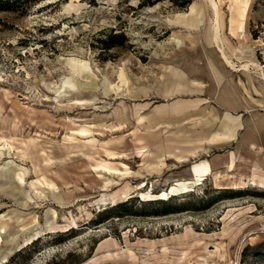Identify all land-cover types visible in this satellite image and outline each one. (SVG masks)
<instances>
[{
    "label": "rangeland",
    "instance_id": "obj_1",
    "mask_svg": "<svg viewBox=\"0 0 264 264\" xmlns=\"http://www.w3.org/2000/svg\"><path fill=\"white\" fill-rule=\"evenodd\" d=\"M217 1L232 70L205 42L208 0H0V264H83L102 242L135 264H264V0L234 26ZM191 4L197 28L168 23ZM197 155L201 184L140 199Z\"/></svg>",
    "mask_w": 264,
    "mask_h": 264
},
{
    "label": "bare ground",
    "instance_id": "obj_2",
    "mask_svg": "<svg viewBox=\"0 0 264 264\" xmlns=\"http://www.w3.org/2000/svg\"><path fill=\"white\" fill-rule=\"evenodd\" d=\"M230 2V23L232 26L236 25V12H240L242 15L245 13L247 0H228ZM210 9L212 11L213 18L208 24V27L206 28V31H204V39L205 42L211 46L215 47L216 50L220 54V59L223 61V67H230V69H234L236 67L235 62L232 60L231 56L227 54L226 50H229V46H227V41L225 39V36L221 33V14L219 10V4L217 0H208ZM204 8L202 6H198L196 4H191L187 11L180 12L175 14V19L168 20L169 24H180L187 28H197L199 24H201L202 16H203ZM234 29V28H233ZM233 32V31H232ZM231 53L233 52L230 50ZM251 63H245L242 64L241 69L248 70ZM79 70V68H78ZM175 76H178L177 78L180 79L179 74H175ZM264 79V75H262ZM63 84H70L69 80H64ZM227 131L225 132V137L220 136L219 134L214 133L212 140H227L230 141L235 136V132L237 129L241 128L240 124H233L232 120L228 121V125H226ZM87 129L84 127H81L79 129V132L84 133ZM228 132V133H227ZM205 142H208L209 140L207 137H204ZM253 149H255L254 146H252ZM142 149L139 150V153H141V156L143 155ZM259 154L263 156V150L258 151ZM110 158L114 156L115 153L109 152L108 153ZM194 154V153H193ZM178 162L185 163L187 159H182V156H176ZM193 160V165L189 169L190 177L189 178H183V179H176L174 182L171 183V185L168 186L167 190L160 191L158 193L148 194L149 196H145V193L143 191H140V199L143 200H161L164 198H168V195H175L179 193H185L188 191H191L192 188L196 185L201 184L200 182L205 180L208 175L211 174V166L206 161L203 160L200 155L193 156L189 160ZM101 167L103 169L111 170L113 174H128V169L125 167V170L123 172H120L116 168H111L107 163L101 162L100 164L95 166ZM118 171V172H117ZM18 180L20 182L24 181V174L17 175ZM251 184L257 187H263L264 188V180L259 179L256 181L254 178L250 180ZM235 186L231 188H237V189H243L245 187V182L242 180H239L238 182L233 183ZM107 186V185H104ZM223 187V186H220ZM219 187V188H220ZM142 185L138 186L137 189L141 190ZM225 188V187H223ZM116 199L113 197L112 202L116 204ZM2 226L1 228H3ZM2 232V230H1ZM0 232V233H1ZM37 236H39V232L35 231L33 233H30V235L27 237L25 241H30L32 239H35ZM97 250L101 253V258L99 259H92L88 262H84L83 264H135L137 260L136 254L130 249H121L118 247L117 243H114L112 246L107 245L106 242H102Z\"/></svg>",
    "mask_w": 264,
    "mask_h": 264
}]
</instances>
